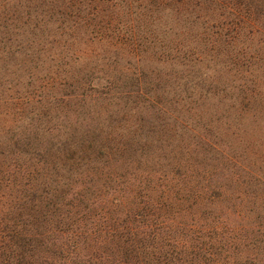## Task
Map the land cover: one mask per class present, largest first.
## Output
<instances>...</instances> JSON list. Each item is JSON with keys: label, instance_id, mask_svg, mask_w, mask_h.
<instances>
[{"label": "trees", "instance_id": "obj_1", "mask_svg": "<svg viewBox=\"0 0 264 264\" xmlns=\"http://www.w3.org/2000/svg\"><path fill=\"white\" fill-rule=\"evenodd\" d=\"M132 15L145 28L177 19L188 26L170 46L159 41L142 53L168 60L173 75L146 74L139 53L120 50L118 28ZM8 78L32 90L17 91ZM123 78L141 86L132 101L156 97L164 79L187 92L176 103L197 92L202 102L218 97L263 116L264 0H0V264H262L223 221L194 213L208 188L173 184L248 173L229 157L222 166L192 164L187 154L206 141L200 134L191 146L180 139L170 161L141 170L122 134L104 137L90 125L62 140L54 130L79 128L90 104L104 111L102 101L124 95ZM44 115L57 125L43 129Z\"/></svg>", "mask_w": 264, "mask_h": 264}, {"label": "rangeland", "instance_id": "obj_2", "mask_svg": "<svg viewBox=\"0 0 264 264\" xmlns=\"http://www.w3.org/2000/svg\"><path fill=\"white\" fill-rule=\"evenodd\" d=\"M122 21L118 28L122 31L116 38L117 43H121L120 50L132 54L139 53L143 61L138 68L146 74L160 71L173 75L176 68H172L168 60L157 61L155 58L146 60L145 57L153 53L155 48L160 47L155 44L159 41L164 47L170 46L171 40L175 37L174 34L184 33L183 30L188 29V26L177 19L175 25L167 23L163 27L161 23L160 26H154L155 29L149 26L145 28L141 19L135 15L125 16ZM188 48H194L192 40ZM143 50L147 51L142 52ZM142 53L147 54L142 55ZM193 71L198 73L197 69ZM10 78L6 80L7 86L15 84L17 91L32 90L31 83L29 87H23L22 82L14 83ZM162 81L157 88L156 97L154 92L150 91V95L146 97L150 101L142 98L132 101L133 96L140 97L134 93L139 84L123 78L117 86L118 91L123 92L124 95L102 101V105L105 104L102 106L104 111H100V104H90L88 108L93 112L88 118L77 120L79 128H69L67 125H58L54 128L57 121L50 123L51 115L42 117V128L45 130L54 128L62 136V140H71L74 131L78 132L77 134L89 131L86 126L90 125L94 133H102L104 137L113 138L122 134L126 137L127 156L136 160L141 155L139 158L141 170L144 169L145 164L153 168L157 167V164L163 165L170 161L176 152H180L178 145L180 139L191 146L193 145L192 136L200 134L206 141L198 142L199 145L193 148L189 155L187 154V159L192 164H197V167L214 163L222 166L226 163L224 158L229 157L236 161L237 168L248 173H240V177H235V175H218L215 172L206 180L193 177L189 180L191 182L173 184L176 188L184 187L188 191L193 188H208L209 201L199 213L198 211L194 213L208 219L207 223L216 219L223 221L225 230L232 231L233 243L237 244L249 258L252 256L258 263L264 264V114L263 116L246 114L245 110L240 113L231 108L232 105L237 106L236 103L230 100L223 104L218 101V97H209L202 102L204 95L199 96L197 92H192L189 99L176 103L178 92L182 96L187 92L183 88L178 91L172 84V80L162 79ZM131 93L132 98H123ZM116 103H119L117 107ZM79 107L80 104L76 109ZM161 108L165 112L160 111ZM76 114L81 116V109L76 110ZM75 116L71 114L70 120L74 121ZM217 116L221 124L216 121ZM186 126L192 128L187 129L191 132L184 131ZM230 169L234 171L231 167ZM230 169L229 173H231ZM183 195L187 194L180 192L179 196Z\"/></svg>", "mask_w": 264, "mask_h": 264}]
</instances>
